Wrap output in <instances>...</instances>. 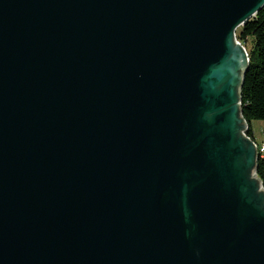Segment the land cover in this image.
I'll return each instance as SVG.
<instances>
[{
	"label": "water",
	"instance_id": "1",
	"mask_svg": "<svg viewBox=\"0 0 264 264\" xmlns=\"http://www.w3.org/2000/svg\"><path fill=\"white\" fill-rule=\"evenodd\" d=\"M263 6L0 0V264H264L235 35Z\"/></svg>",
	"mask_w": 264,
	"mask_h": 264
},
{
	"label": "trees",
	"instance_id": "2",
	"mask_svg": "<svg viewBox=\"0 0 264 264\" xmlns=\"http://www.w3.org/2000/svg\"><path fill=\"white\" fill-rule=\"evenodd\" d=\"M237 40L247 51L248 64L240 88V110L247 123L246 135L254 140L252 121H264V6L237 29ZM255 141V140H254ZM256 177L264 189V154L256 162Z\"/></svg>",
	"mask_w": 264,
	"mask_h": 264
},
{
	"label": "rangeland",
	"instance_id": "3",
	"mask_svg": "<svg viewBox=\"0 0 264 264\" xmlns=\"http://www.w3.org/2000/svg\"><path fill=\"white\" fill-rule=\"evenodd\" d=\"M236 35H237V33H236ZM250 46H251V42L248 41L246 46H244L246 52L249 50ZM251 125H252V130H253L255 141L253 139L252 140L256 144H261L262 142H264V121L254 120V121H252Z\"/></svg>",
	"mask_w": 264,
	"mask_h": 264
},
{
	"label": "built area",
	"instance_id": "4",
	"mask_svg": "<svg viewBox=\"0 0 264 264\" xmlns=\"http://www.w3.org/2000/svg\"><path fill=\"white\" fill-rule=\"evenodd\" d=\"M256 146H257L258 153L264 154V142H262L261 144H256Z\"/></svg>",
	"mask_w": 264,
	"mask_h": 264
},
{
	"label": "bare ground",
	"instance_id": "5",
	"mask_svg": "<svg viewBox=\"0 0 264 264\" xmlns=\"http://www.w3.org/2000/svg\"><path fill=\"white\" fill-rule=\"evenodd\" d=\"M237 31V30H236ZM236 31H235V35H236ZM236 39H237V37H236ZM255 173V172H254ZM262 187V186H261ZM263 189V188H262ZM264 190V189H263Z\"/></svg>",
	"mask_w": 264,
	"mask_h": 264
}]
</instances>
